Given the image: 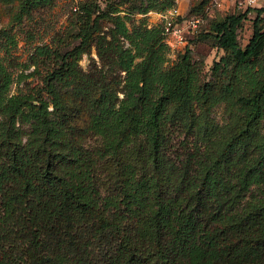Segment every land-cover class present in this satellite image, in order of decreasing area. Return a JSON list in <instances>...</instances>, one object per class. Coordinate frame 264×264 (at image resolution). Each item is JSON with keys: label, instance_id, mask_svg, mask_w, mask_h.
<instances>
[{"label": "trees", "instance_id": "obj_1", "mask_svg": "<svg viewBox=\"0 0 264 264\" xmlns=\"http://www.w3.org/2000/svg\"><path fill=\"white\" fill-rule=\"evenodd\" d=\"M174 4L166 0L163 10ZM76 10L90 18L88 3ZM259 10L242 47L236 28L248 9L211 27L235 69L250 71L264 49ZM105 14L98 12L92 22ZM115 19L116 36L129 45L119 47L114 39L98 55L123 71V82L90 99L85 127L101 137L94 153L109 157L103 194L95 155L67 136L52 87L58 81L77 95L89 93L88 76L67 60L72 49L56 55L57 64L45 74L51 97L36 103L9 91L12 72L0 64V264H264V134L254 138L264 119V64L250 73L248 92L236 94L226 81L214 93L211 81L196 82L187 47L173 65L161 67L162 22L128 32L123 19ZM79 34L77 46L87 38L85 29ZM45 54V47L34 50ZM223 61L210 68L219 70ZM218 100L245 113L237 131L213 147L200 150L194 142L192 151L170 153L166 105L182 111L189 129L192 104L209 109ZM22 123H28L25 138ZM138 136L143 143H134ZM251 187L259 195L243 199Z\"/></svg>", "mask_w": 264, "mask_h": 264}, {"label": "rangeland", "instance_id": "obj_2", "mask_svg": "<svg viewBox=\"0 0 264 264\" xmlns=\"http://www.w3.org/2000/svg\"><path fill=\"white\" fill-rule=\"evenodd\" d=\"M166 0H0V64L12 72L13 81L10 92L27 94L36 103L37 99H50L45 80L46 72L57 64V54L71 50L68 61L74 59V68L80 75H86L89 81L88 94H75L71 86L58 81L52 82V87L58 95L61 105V120L67 127V136L82 147L93 151L101 143V137L85 127L88 124L90 99L100 90L118 89L122 84L123 71H119L105 56L98 55V50L104 44L116 39L119 47H128L127 39L117 37L114 32L115 15L123 19L128 32L136 27L147 28L157 26L161 22L160 13ZM264 1V0H262ZM181 16L177 21L184 20L181 37L175 40L163 37L162 68L173 65L187 47L189 60L196 70V82L209 80L213 84V92L217 93L226 81L232 82L234 92L246 93L250 86V73L264 64V49L260 58L250 71L233 66L228 52L217 47L211 35L215 21L229 13H237L243 9L232 4L215 7L211 0H173ZM72 3L80 6L88 3L91 9L90 18L86 19L81 10H73ZM163 6H161V4ZM105 15L92 22L98 12ZM198 15L200 20L195 26L189 19ZM253 11L247 12L236 28V39L243 46L252 30ZM82 29L87 32L83 46L79 42ZM82 43V42H80ZM45 47L47 54L34 55L36 47ZM82 51L76 54L78 47ZM132 50V49H131ZM133 51V50H132ZM75 57V58H74ZM224 57L221 68L213 71L210 67L213 61ZM136 57L134 61L140 60ZM21 73L19 76L18 74ZM80 82L74 80L73 85ZM121 96V92H118ZM174 103L166 105L163 119L169 126L168 151L184 154L193 150V143L202 150L213 147L219 137L234 133L241 126L245 113L229 101L218 100L209 109L203 105L192 104L189 113L195 118L189 129L184 124L185 115L174 108ZM51 109V106H48ZM17 125V124H16ZM21 135H28V123L19 125ZM255 137L264 134V119H259L256 125ZM134 143H143V136L133 139ZM2 147L0 146V151ZM94 172L97 177L100 193L106 191V176L110 169L109 157L94 153ZM264 187V186H263ZM264 189V188H263ZM258 196V187H251L243 199Z\"/></svg>", "mask_w": 264, "mask_h": 264}, {"label": "built area", "instance_id": "obj_3", "mask_svg": "<svg viewBox=\"0 0 264 264\" xmlns=\"http://www.w3.org/2000/svg\"><path fill=\"white\" fill-rule=\"evenodd\" d=\"M212 4L219 8L224 4H232V6L239 9H248L249 11H253V16L256 14V10L259 8L258 15H264V1L262 0H211ZM71 8L75 10L77 8L75 3H72ZM181 16V13L178 7L174 4L160 13L162 29L164 37L174 38L175 40H179L181 37L183 23L184 20L177 21L178 17ZM200 20L199 16L194 15L189 19V23L192 26H195Z\"/></svg>", "mask_w": 264, "mask_h": 264}]
</instances>
